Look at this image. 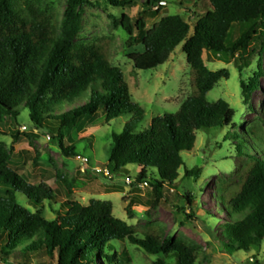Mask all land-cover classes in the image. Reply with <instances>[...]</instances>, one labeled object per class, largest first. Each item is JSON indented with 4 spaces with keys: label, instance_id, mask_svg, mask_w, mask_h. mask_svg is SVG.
Returning a JSON list of instances; mask_svg holds the SVG:
<instances>
[{
    "label": "trees",
    "instance_id": "16d2710c",
    "mask_svg": "<svg viewBox=\"0 0 264 264\" xmlns=\"http://www.w3.org/2000/svg\"><path fill=\"white\" fill-rule=\"evenodd\" d=\"M183 1L107 0L115 9L132 8L137 3L145 9L134 22L126 15L119 21L129 37L128 47H143V52L128 56L134 70L162 66L183 44L190 71L192 91L178 110L153 119L147 130L137 132L145 113L132 101L121 71L111 64L109 43L78 39L83 0H65L60 34L39 0L25 1L24 7L16 0H0V137L10 135L17 142L23 136L18 119L26 112L29 124L51 134L64 157H80L73 132L80 120L97 119L100 113L109 124L130 116L119 134H111L109 169L111 174L128 176V167L138 168L131 185L149 187L155 200L149 205L156 206L166 199L165 192L174 186L182 167L186 179L201 175L200 169L185 167L183 160V154L194 149L196 132L229 129L237 155L247 161L232 189L218 187L219 201L229 218L221 242L231 253L259 250L264 242V108L262 117L238 132L239 126L233 123L235 112L228 103L207 100V94L220 80H227L229 72L210 71L202 55L216 52L237 58L241 72L248 66L250 52L257 54V72L247 82H240L247 105L252 95L262 90L264 0H208L211 10L195 22L189 38L190 26L179 15L162 17L147 28L145 16L155 19L166 4L182 5ZM234 25H243L245 30L225 45ZM10 128L14 130L9 134ZM84 141L91 143L88 138ZM11 151L0 144V262L16 257L20 264H31L34 259L38 264L46 260L97 264L96 259L102 264H126V256L117 254L114 244L127 241L158 257L155 264H167L165 258L170 264H195V248L163 240L156 231L138 238L134 228L113 216L110 202L92 200L81 206L70 199L71 188L53 220L31 212L24 203L58 204L56 192L44 183L28 184L15 170ZM150 170H155L157 178L148 174ZM189 198L186 201L192 206Z\"/></svg>",
    "mask_w": 264,
    "mask_h": 264
},
{
    "label": "rangeland",
    "instance_id": "374dc122",
    "mask_svg": "<svg viewBox=\"0 0 264 264\" xmlns=\"http://www.w3.org/2000/svg\"><path fill=\"white\" fill-rule=\"evenodd\" d=\"M16 1L18 6L24 7L28 0ZM39 3L60 34L65 0H39ZM181 4H166L155 19L145 16L147 28L162 17L179 15L190 26L188 38L191 37L195 22L211 10V5L208 0H184ZM144 11L141 3L132 8L115 9L107 0H83L82 31L78 38L82 42L109 43L111 64L121 71L132 101L145 113L144 121L138 126L137 132L147 130L153 119L175 113L192 91L183 44L175 49L162 66L145 71L133 69L128 56L143 52V47H128L129 37L120 27L119 21L122 15H126L134 22ZM244 30L245 26L234 25L225 45L239 38ZM202 58L210 71L225 69L229 72V78L220 80L207 94V100L211 103L218 100L228 103L235 112L233 123L239 126L238 132L262 117L264 77L261 78L262 90L256 91L247 105L243 102L240 88V82H247L257 72L256 53L250 52L246 60L248 66L241 72L238 70L240 61L226 54L203 53ZM261 62V72L264 75V51ZM129 120L130 116H124L105 124L100 113L97 119L80 120L77 131L73 130L74 134L76 132L75 147L80 157L66 158L60 152L56 141H52V135L35 130L24 112L18 119V130L23 136L17 142H13L10 135L2 136L0 144L9 152L12 150L14 168L28 184H46L56 192V202H59H45L40 205L24 203V206L33 213L40 212L46 219L53 220L59 204L67 200L68 189L71 188L70 199L81 206L89 205L92 200L110 202L113 216L134 228L138 238H143L149 231H156L163 240L182 242L195 248V264H264V242L259 250L247 253H231L221 242L224 239L223 226L229 222V218L219 201L218 187L224 185L227 189H232L240 181V174L247 161L245 157L237 155L231 131H197L194 149L191 153L183 154V160L185 167L198 168L201 175L197 179H186L182 167L178 171L180 177L174 186L167 188L166 199L151 206L149 203H155V200L150 188L141 186L137 189L131 185L139 172L138 168L128 167V176L111 174L109 169L107 150L111 143V134H119ZM13 130L10 128L9 134ZM87 138L91 141L90 144L84 141ZM86 158L88 161H84ZM148 174L157 178L155 170L148 171ZM187 198L192 206L188 205ZM114 247L117 254L126 256V264H155L159 259L127 241L115 243ZM96 261L97 264H102L99 259ZM44 262L55 264L49 260ZM38 263L35 259L31 262ZM165 263L170 264L172 261L165 258ZM0 264L20 263L14 257Z\"/></svg>",
    "mask_w": 264,
    "mask_h": 264
},
{
    "label": "built area",
    "instance_id": "2783aa9c",
    "mask_svg": "<svg viewBox=\"0 0 264 264\" xmlns=\"http://www.w3.org/2000/svg\"><path fill=\"white\" fill-rule=\"evenodd\" d=\"M24 129V128H23ZM84 161H87V159H84Z\"/></svg>",
    "mask_w": 264,
    "mask_h": 264
},
{
    "label": "water",
    "instance_id": "95a60500",
    "mask_svg": "<svg viewBox=\"0 0 264 264\" xmlns=\"http://www.w3.org/2000/svg\"><path fill=\"white\" fill-rule=\"evenodd\" d=\"M163 4L165 5L166 3L164 2Z\"/></svg>",
    "mask_w": 264,
    "mask_h": 264
}]
</instances>
